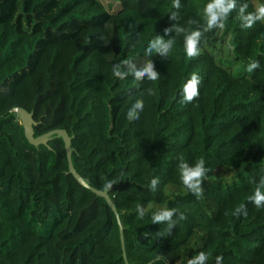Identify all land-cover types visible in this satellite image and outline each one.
Wrapping results in <instances>:
<instances>
[{
  "label": "trees",
  "instance_id": "1",
  "mask_svg": "<svg viewBox=\"0 0 264 264\" xmlns=\"http://www.w3.org/2000/svg\"><path fill=\"white\" fill-rule=\"evenodd\" d=\"M210 2L0 0V264H125L111 209L67 172L60 137L27 142L17 106L31 111L33 135L65 129L73 168L90 186L117 179L106 193L127 264H187L200 251L210 253L207 264L218 255L222 264H264V209L248 201L264 177V21L245 29L238 17L242 3L250 12L264 0H237L225 27L204 32L201 54L189 58L185 33L165 29L203 31ZM157 35L175 37L168 57L146 54ZM125 60L137 68L152 60L159 79L115 77L113 66ZM253 60L259 68L246 71ZM193 72L200 94L182 102ZM136 99L144 109L130 121ZM244 142L243 158L227 171ZM180 155L210 168L199 198L181 182ZM241 204L248 214L237 217ZM173 207L187 218L159 237L165 225L151 216Z\"/></svg>",
  "mask_w": 264,
  "mask_h": 264
},
{
  "label": "clouds",
  "instance_id": "2",
  "mask_svg": "<svg viewBox=\"0 0 264 264\" xmlns=\"http://www.w3.org/2000/svg\"><path fill=\"white\" fill-rule=\"evenodd\" d=\"M176 8L180 7L179 0H175ZM249 5L247 2L242 3L238 9V17L242 22V27L245 29L252 28L257 21H264V3H259L255 6L253 11H247ZM237 11V0H211L204 10L203 16L205 19V26L203 31L197 27L195 30L188 31L184 27L173 24L170 28L165 29V33L175 32L177 35L185 33V53L187 57L194 58L201 54L200 40L203 33L213 28L225 27V22L228 17ZM174 19V16H172ZM190 24H196V21H189ZM176 43L175 37L171 36L167 40L162 36H156L148 43L146 48V54L151 55L153 51L160 54L163 57H168L174 44ZM259 61H251L246 71L253 72L259 68ZM113 75L121 80H124L128 75H132L135 80L143 81L145 79L150 81H157L160 74L155 70L152 60L147 61L142 67L137 68L136 64L132 60L123 61L121 64H115L112 68ZM201 77L193 72L190 78L183 86V99L182 102H192L199 94V85ZM148 95H154L152 88L146 89ZM144 109L143 99H136L127 112L128 120L139 119V113ZM179 164L178 169L180 173V179L183 185L199 198L202 195L203 187L202 182L207 178V174L210 168L205 166V160L203 158L197 160L194 164L190 165L180 155L178 157ZM117 183V179H110L106 181L102 187L104 191L112 189V186ZM160 183L159 177H153L149 184V191L156 192ZM248 201L255 205L257 209H264V177H262L257 183L254 193L248 198ZM137 213L139 218H143L146 214L145 208L142 205H137ZM233 214L237 217L243 215L247 216V205L241 204L233 210ZM175 217V219H174ZM187 217L183 211L178 208H163L154 212L151 216V221L157 224H163L165 227L158 233L159 237H166L172 234V229L176 227L180 221L185 220ZM210 257V253L200 251L197 255L191 257L187 264H207ZM216 264H222L223 257L216 256Z\"/></svg>",
  "mask_w": 264,
  "mask_h": 264
},
{
  "label": "water",
  "instance_id": "3",
  "mask_svg": "<svg viewBox=\"0 0 264 264\" xmlns=\"http://www.w3.org/2000/svg\"><path fill=\"white\" fill-rule=\"evenodd\" d=\"M11 111L14 112L18 119L19 123L22 126L23 130V135L25 139L27 140L28 143L31 145H38V144H44L48 137L50 135H56L62 139L63 142V147H64V152H65V157H66V163H67V172H69L73 178L76 180V182L81 185L82 187H85L92 191L94 194L102 197L106 203V205L111 209V211L114 214L117 229H118V234H119V240H120V245H121V251H122V257L123 260L126 263L124 251H123V240H122V226L120 223L119 215L114 207V204L112 203V200L104 191L103 189H96L92 186H90L87 182L86 179L82 178L73 168V165L71 163V158H70V152H71V147H70V136L67 134L65 129L63 128H54L50 129L48 131H45L41 134L38 135H33V130H32V125L34 124V121L32 119L31 111H27L23 107L17 106L11 108Z\"/></svg>",
  "mask_w": 264,
  "mask_h": 264
},
{
  "label": "rangeland",
  "instance_id": "4",
  "mask_svg": "<svg viewBox=\"0 0 264 264\" xmlns=\"http://www.w3.org/2000/svg\"><path fill=\"white\" fill-rule=\"evenodd\" d=\"M113 46V36H112V26L109 23L106 26V50L107 52L110 51L111 47ZM246 147V143L244 142L241 147L240 151L236 153L234 156L230 157L229 159L226 160L225 162V169L227 171L230 170H235L237 165L240 163L241 159L244 156V148ZM223 172V171H222ZM209 207H212L213 205V200L208 202Z\"/></svg>",
  "mask_w": 264,
  "mask_h": 264
}]
</instances>
